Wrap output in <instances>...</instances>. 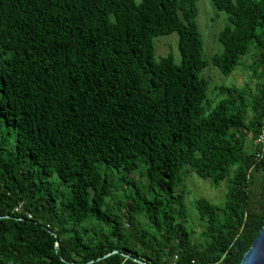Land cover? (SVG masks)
<instances>
[{
  "label": "trees",
  "instance_id": "16d2710c",
  "mask_svg": "<svg viewBox=\"0 0 264 264\" xmlns=\"http://www.w3.org/2000/svg\"><path fill=\"white\" fill-rule=\"evenodd\" d=\"M197 1L0 0V264L240 262L264 224V0H210L208 59ZM172 33L179 62L154 56ZM208 65L249 82L211 100ZM188 171L226 182L198 236Z\"/></svg>",
  "mask_w": 264,
  "mask_h": 264
},
{
  "label": "rangeland",
  "instance_id": "374dc122",
  "mask_svg": "<svg viewBox=\"0 0 264 264\" xmlns=\"http://www.w3.org/2000/svg\"><path fill=\"white\" fill-rule=\"evenodd\" d=\"M196 4L198 7L196 21L203 39V57L208 59L212 54L222 49V45L217 40V33L228 22L227 14L217 10L210 0H198ZM154 43V56L156 58L171 53L175 61H180L176 33L159 35L154 39ZM246 60L249 58L246 57ZM201 75L209 81L207 94L211 100L216 99L214 88L216 85L235 84L241 86L249 82L247 71L240 66H237L230 74L224 75L218 68L208 65ZM131 177L138 179L135 174H131ZM182 185L186 190L185 202L188 210V223L195 231L194 236H198L204 221L197 214L194 206L195 200L198 197H204L215 204H222L225 198L226 182L222 181L218 185H214L211 180L202 179L194 172L188 171Z\"/></svg>",
  "mask_w": 264,
  "mask_h": 264
},
{
  "label": "water",
  "instance_id": "95a60500",
  "mask_svg": "<svg viewBox=\"0 0 264 264\" xmlns=\"http://www.w3.org/2000/svg\"><path fill=\"white\" fill-rule=\"evenodd\" d=\"M238 264H264V224Z\"/></svg>",
  "mask_w": 264,
  "mask_h": 264
},
{
  "label": "built area",
  "instance_id": "2783aa9c",
  "mask_svg": "<svg viewBox=\"0 0 264 264\" xmlns=\"http://www.w3.org/2000/svg\"><path fill=\"white\" fill-rule=\"evenodd\" d=\"M259 139H260L261 141H263V136H262V134H260Z\"/></svg>",
  "mask_w": 264,
  "mask_h": 264
}]
</instances>
